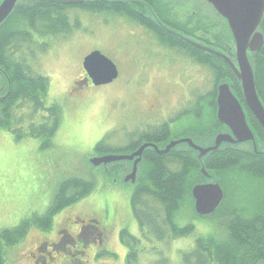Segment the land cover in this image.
<instances>
[{"label": "rangeland", "instance_id": "374dc122", "mask_svg": "<svg viewBox=\"0 0 264 264\" xmlns=\"http://www.w3.org/2000/svg\"><path fill=\"white\" fill-rule=\"evenodd\" d=\"M64 12L68 16L69 33L38 40L42 45L33 43L32 55L28 56L33 73L49 79L46 111L41 110L33 120L30 117L32 109L27 106L17 111V116L24 118L20 125L0 128V231L18 227L28 219L48 212L65 179L80 177L94 181L95 187L78 204L56 213L49 230L35 225L29 227L24 240L8 249V263L33 264L26 254L36 246L41 234L52 238L65 225L69 230L76 229L91 216L107 228L103 243H92L81 254L77 253L80 260L65 254L61 248L54 252L49 249L53 255L46 259L47 264H183L182 252L192 250L198 237L214 233L221 238L227 236L222 218L218 215L208 219L193 218V213L187 209L183 213L188 218H182L181 222L193 223L194 232L186 237L167 236L160 241L140 229L131 206L135 184L123 181L130 170L127 163L94 166L89 160L95 155L123 154L125 146L139 134L158 130L162 126L157 125L169 119V126L174 125L173 132L179 133L189 126L199 142L204 132L208 133L206 141H209L217 132L226 130L215 121L216 109L211 108V93L215 83L227 79H217L220 66L214 72L197 68L193 59L181 55L117 12L91 14L89 10L74 7ZM210 14L214 15L209 13L208 22L213 19ZM211 23L215 31L223 28V34L229 40L224 22L221 24L214 19ZM260 29L264 34V27L260 26ZM93 50H99L113 60L119 69L118 78L99 87L91 85L71 91L78 77L83 75V58ZM82 93L87 95L81 96ZM203 94L206 96L201 97ZM54 104L62 108V115L53 136L47 138L46 132L42 136L29 135L33 129L31 120L37 123L42 117L48 118L46 128L49 129L54 120L50 107ZM197 128L204 132L196 133ZM261 136V139L258 136L259 142L264 141V133ZM47 139L48 144L43 145ZM101 141H104L105 151L97 153L95 147ZM145 163L143 160L138 176L144 173ZM215 174L223 179L222 172ZM224 175L231 194L237 189H233L234 181L230 175ZM113 178L117 180L114 182ZM211 181L204 178L200 183ZM221 187L224 198L217 208L219 215L224 213L221 210L226 205L222 204L226 193ZM248 191L245 187L239 189L243 201L238 199L237 206L245 205V197H250ZM226 214L225 221L230 219ZM73 226L75 228H70ZM130 249L133 250L131 254Z\"/></svg>", "mask_w": 264, "mask_h": 264}, {"label": "trees", "instance_id": "16d2710c", "mask_svg": "<svg viewBox=\"0 0 264 264\" xmlns=\"http://www.w3.org/2000/svg\"><path fill=\"white\" fill-rule=\"evenodd\" d=\"M113 9L119 11L118 8ZM54 10L56 14H59L56 17L53 16L55 14ZM95 10L100 11V9ZM60 15L61 13L57 12L55 8L49 9L48 20L53 33L62 31L61 27L67 28L66 18L60 19ZM61 22L64 24L61 25ZM261 27H264V18ZM254 67L257 89L264 102V45L257 52ZM13 74V91L6 98L0 99V128L5 129H11L13 124L20 125L24 118L18 117L17 111L29 105H31L29 108L32 109L30 117L33 120L41 110L46 111L45 98L50 86L49 79L42 74L33 73L28 63L26 65L19 64ZM232 75L230 69L224 66L217 79L233 77ZM233 82L239 96H241L237 79L234 78ZM216 92L214 86V91L211 93L212 97L215 98ZM3 100H6V102H3ZM50 108L54 112V120H51L49 129L46 128L49 124L48 118L42 117L37 123L30 119L33 129L29 131V135L42 136V133L46 132L47 138L53 136L61 119L62 108L57 104L52 105ZM249 113L255 130L257 129L256 132L263 135L257 118L251 111ZM212 119H215L214 115H212ZM200 120H203V118ZM215 121L217 120L215 119ZM202 131L203 129L197 128L195 132L201 133ZM160 134L163 137L162 141H164L167 137H165V134H168V127L164 126L159 130L145 132L141 138L142 140H153L155 135ZM18 136L20 137L22 134L18 133ZM48 142L47 139L43 142V145H47ZM95 150L97 153L105 151L104 141L98 143ZM145 162L143 176H138V181L135 183L131 196L132 210L142 231L160 241L166 239L167 236L174 238L186 237L194 232L195 225L191 222H181L182 218H188L183 211L190 209L193 218L208 219L211 216L218 215L222 218V223L228 231L227 236L221 238L217 233H214L198 237L192 250L182 252L183 264H258L261 261L264 262V156H256L253 152L238 149V147H224L211 153L206 158L205 165L209 171L222 172L223 179H220V183L225 188L226 193L222 204L226 203V205H223V209L219 210L225 214L228 212L226 216H229L230 219L227 221L223 218L224 213L219 215L218 209L211 215L202 216L197 214L193 208L192 189L204 179L195 151L173 150L162 155L147 154ZM223 173H226L227 176L230 175L234 181L233 189L236 187L237 190L232 191L231 194L228 193L230 186H228V181ZM113 179L114 182L117 180ZM94 187V181L80 177L65 179L60 183L48 212L36 215L24 221L18 227L0 231V264H9L7 260L8 249L24 240L29 227L35 225L43 230H49L52 227L56 213L66 207L78 204ZM241 187L249 189L250 197H245L244 206H237L238 199L243 201V195L239 192ZM122 233L121 238L123 240ZM88 247L74 248L67 245L60 248L65 254L69 253L76 257L78 251L85 250ZM69 250H72V252ZM132 251L130 249V254ZM49 253L44 254L48 255Z\"/></svg>", "mask_w": 264, "mask_h": 264}, {"label": "flooded vegetation", "instance_id": "af4514ba", "mask_svg": "<svg viewBox=\"0 0 264 264\" xmlns=\"http://www.w3.org/2000/svg\"><path fill=\"white\" fill-rule=\"evenodd\" d=\"M1 1L2 0H0V2ZM73 7L82 10L84 9L86 11L89 10L91 14L101 13L108 15L117 12L127 21L134 23L139 28H142V30H147L148 34L155 36L159 41L174 48L181 55L193 59V63L197 68L204 71L214 72L219 66L220 69L227 66L233 74V77L229 76L227 78L233 81L234 78H236L225 59L210 51L214 50L222 52L233 61L236 67H238L236 52L230 40L224 36L223 28H220L219 31H215L211 25V22L214 19L221 24H223V22L225 23L224 18L207 0H85L82 3L76 4L42 3L37 0H17L11 13L0 25V99L6 98L13 91V73L19 64L26 65L28 63V56L32 55L31 48L33 43L37 44V46H41L42 44H38V40H44L47 39L48 36L59 35L61 33H69L68 25L66 29L61 27L62 31L58 33H53V31H51V24L48 20L49 9L55 8L57 12L61 13L60 19L66 18L67 20L68 16L64 10ZM113 8H118L119 11H114ZM95 9H100V11H96ZM53 12H55V10ZM210 12L214 15L210 14L213 19H209L210 21L208 22ZM56 15L58 16L59 14H56L55 12L53 16L56 17ZM108 21L109 18L107 22ZM62 24L64 23L61 22V25ZM258 29L261 32L260 27H258ZM256 55L257 53L250 52V58L253 61V65L256 63ZM184 67L188 68V66ZM82 71L83 75L78 77L74 88H72L71 91L76 88L82 89L85 86L90 87L91 85L99 87L92 83V80L88 77L84 69H82ZM233 89L239 95L235 85ZM86 95L87 93L81 94V96ZM204 96H206V94H203L201 97ZM239 97L241 101L242 96ZM216 99L217 96H215V100L214 98H211V108L213 109H217ZM3 102H6V100H3ZM243 106L248 111V108L244 103ZM249 112L250 111H248L247 117L249 118L252 129L254 128L255 130ZM170 122L171 119L164 120L157 125L168 127V134H165V137H167L164 141H162L163 137L161 134L155 135L153 140H142V132V134H139L140 136L138 135L139 137H137L136 140L134 139L125 146L126 149L124 148V151L130 153L134 152L145 142L154 143L160 147L169 140H177L186 137H193L199 141L196 136L197 134L191 133L192 131H190L191 128L189 126L181 129L179 133L177 131L173 132L172 128L174 125L172 124L170 127ZM224 127L226 128V126ZM159 129H161V127ZM256 130L254 133H257V137L259 136L261 139V134L256 132ZM206 137H208V133L204 132L200 137L202 140H200V142L203 143L206 141ZM261 142H259V140L258 144L256 142L255 144L251 142H243L233 147H238V149L244 148V150H249L256 156H264V151L261 148V146H264V141L261 140ZM205 143H207V141ZM256 149H260L259 153L256 152ZM173 150L188 151L191 149L187 146L180 145L179 147L172 149V151ZM147 154L162 155L157 153L154 149L146 150L141 164L143 160L145 161L144 158ZM123 162L127 163L129 167H133V161H122V163ZM70 228L73 229L75 227L73 226ZM105 230H107V228L102 227L97 218L91 216L87 217L78 228L69 230L65 225L59 229L56 236L52 238L48 235L41 234L36 242V246L28 252L30 254H26V257H29L30 261H32L33 264H36L35 262H45L50 255L52 256V253H49V249H52L51 251L54 252V249H59L60 247L67 245L73 246L74 248H86L92 243L96 245L102 244L106 234ZM46 252L49 254H44ZM78 253L81 254V250L78 251ZM78 259L79 258H77V260ZM45 264L47 263L45 262Z\"/></svg>", "mask_w": 264, "mask_h": 264}, {"label": "water", "instance_id": "95a60500", "mask_svg": "<svg viewBox=\"0 0 264 264\" xmlns=\"http://www.w3.org/2000/svg\"><path fill=\"white\" fill-rule=\"evenodd\" d=\"M17 0H2L0 2V25L11 13ZM42 3L54 2L61 4L82 3L85 0H37ZM116 1V0H111ZM224 18L229 40L236 52L238 67L231 59L220 51L210 50L225 59L235 73L245 102L258 119L264 132V103L260 98L255 80V70L250 52L255 53L264 44V35L258 27L264 16V0H207ZM83 68L92 83L96 86L112 83L119 76L117 65L99 50H94L85 56ZM233 82L225 80L218 84L217 119L226 126L224 132H217L207 143L196 138L186 137L169 140L160 147L154 143L145 142L136 151L123 154L113 153L91 157L89 162L94 166L108 165L121 161H133V167L126 173L123 181L135 184L138 169L146 150L154 149L159 154H165L179 147L187 146L196 152L200 162L201 173L211 182L198 183L192 189L194 208L197 214L211 215L221 204L224 191L220 178L215 172H210L205 165L206 158L224 147H233L243 142L258 144V137L252 129L243 104L233 90ZM260 149H256L259 153ZM261 154V153H260ZM105 166V167H106Z\"/></svg>", "mask_w": 264, "mask_h": 264}]
</instances>
